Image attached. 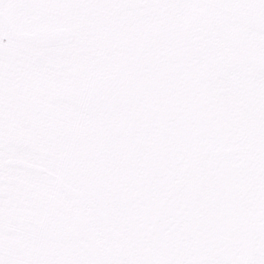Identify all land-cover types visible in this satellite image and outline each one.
<instances>
[{"label": "snow or ice", "instance_id": "obj_1", "mask_svg": "<svg viewBox=\"0 0 264 264\" xmlns=\"http://www.w3.org/2000/svg\"><path fill=\"white\" fill-rule=\"evenodd\" d=\"M0 264H264V0H0Z\"/></svg>", "mask_w": 264, "mask_h": 264}]
</instances>
